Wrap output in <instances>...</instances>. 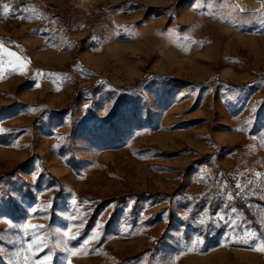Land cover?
<instances>
[{
  "label": "rangeland",
  "instance_id": "1",
  "mask_svg": "<svg viewBox=\"0 0 264 264\" xmlns=\"http://www.w3.org/2000/svg\"><path fill=\"white\" fill-rule=\"evenodd\" d=\"M261 248L264 9L0 0V264H264Z\"/></svg>",
  "mask_w": 264,
  "mask_h": 264
},
{
  "label": "bare ground",
  "instance_id": "2",
  "mask_svg": "<svg viewBox=\"0 0 264 264\" xmlns=\"http://www.w3.org/2000/svg\"><path fill=\"white\" fill-rule=\"evenodd\" d=\"M242 12H260L264 9V0H233Z\"/></svg>",
  "mask_w": 264,
  "mask_h": 264
},
{
  "label": "snow or ice",
  "instance_id": "3",
  "mask_svg": "<svg viewBox=\"0 0 264 264\" xmlns=\"http://www.w3.org/2000/svg\"><path fill=\"white\" fill-rule=\"evenodd\" d=\"M3 11H4V14H5V15H7V14L9 13V8H8L7 5L4 6ZM10 55H12V54L10 53ZM260 250H261V251H264V248H261ZM50 259H51V257H47V258H46V260H50Z\"/></svg>",
  "mask_w": 264,
  "mask_h": 264
},
{
  "label": "trees",
  "instance_id": "4",
  "mask_svg": "<svg viewBox=\"0 0 264 264\" xmlns=\"http://www.w3.org/2000/svg\"><path fill=\"white\" fill-rule=\"evenodd\" d=\"M215 243L217 244L218 242L216 241Z\"/></svg>",
  "mask_w": 264,
  "mask_h": 264
}]
</instances>
